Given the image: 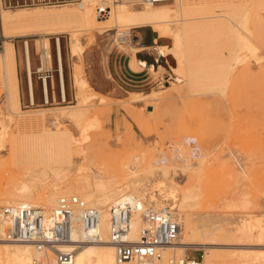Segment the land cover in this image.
<instances>
[{
  "label": "rangeland",
  "instance_id": "1",
  "mask_svg": "<svg viewBox=\"0 0 264 264\" xmlns=\"http://www.w3.org/2000/svg\"><path fill=\"white\" fill-rule=\"evenodd\" d=\"M249 1L241 2V7L246 9L247 14L244 29L240 21L232 23L225 17L219 18L222 12L213 6L199 5L191 8L188 4H180L178 0H174L172 4H163L170 9L169 24L177 31L182 24L185 25L192 36L189 45H181L180 50L184 54L182 65L177 73L171 71L173 61L171 56H166L163 60L165 68L175 76V80H170L165 68H160L153 73L157 80L154 87L132 95L124 94L122 101L113 100L115 92L109 73V60L116 54V48L134 51L131 49L133 38H141L136 32L138 29L122 28L118 31V28H114L103 32L91 29L79 30L76 34L61 32L48 35L40 34L44 31L38 30L30 33L35 34L32 39H39L35 42L37 51L46 46L45 38L52 37L49 40L51 63L47 62L46 65L53 70L56 100H51L46 105H33L29 80L27 94L25 53L23 42L18 39L24 66L21 70L22 79L18 76L20 92L23 89L32 105L27 103L19 107L16 76L14 81L9 82V98L0 84V118L7 127L5 138L14 135L18 125L27 133L34 134L43 128L47 129L51 121H56L59 125L51 127L67 130L74 139L71 145L73 163L66 169L68 174L62 178L60 174L63 172L55 170L60 175L56 176L55 171L38 167L23 154L12 156V151L6 147L0 150V197L6 191L19 192L21 183H24L31 192L28 194V201L33 207L48 210L55 205L45 200L50 197L49 191L58 187L65 191L66 181L72 177L86 176L91 180L93 172L98 175L100 173L102 182L107 186L108 178L109 182L113 181L108 187L115 190L121 187L119 184L124 179L141 181L143 186L164 179L183 190L192 183L200 165L192 155L188 156L187 162L177 159L171 155V150L183 137H190L196 140V145L205 156L197 182L200 187L199 199L204 204L199 200L198 206L191 209V214L217 215L230 220L245 215L264 221V0H261L253 14ZM80 2L81 0H1V8L9 11L46 9L77 6ZM227 2L231 6L237 3L235 0ZM180 6L187 8L185 12H180ZM98 19L105 20V17ZM216 24L223 28L224 36L216 30ZM234 33L239 36V40L244 38L242 40L249 42L256 51L254 48L251 49L253 54L245 51L247 48L243 47L242 40H234ZM19 37L22 36H13L11 44L13 38ZM56 38L59 39L62 59L66 94L64 100L61 96L59 72L57 73ZM120 39L125 40L120 43ZM155 43L161 45L158 39ZM209 43L220 48L212 51ZM75 44L79 48L72 56L70 48ZM30 46L33 90L38 96V91L42 88L35 73L38 56L31 44ZM16 47L15 43L19 75L20 56ZM235 58L241 61L233 64ZM230 64L233 66L225 71ZM78 77L86 80L84 92L77 88L75 80ZM48 86L52 89L49 82ZM75 106H82L86 117L79 125L63 117L60 118L61 125V121L57 120L59 114L69 110L61 108ZM118 107H121L125 117L119 114ZM120 118L122 119L119 120ZM160 155H166L164 161L159 160ZM228 165L233 166L231 169L234 173H239L237 181L226 176ZM80 166L82 171L80 169L79 172ZM233 192L237 193L231 198ZM97 194L99 192H95ZM64 196H73V193ZM222 198L230 199L222 201ZM225 245L218 243L214 248L223 254L227 251H234L236 254L221 256L224 264H257L256 259L264 253V248L244 247L239 242H234L231 247ZM0 248L4 249L3 246ZM199 251V254H205L204 250ZM34 260L33 257V262Z\"/></svg>",
  "mask_w": 264,
  "mask_h": 264
},
{
  "label": "bare ground",
  "instance_id": "2",
  "mask_svg": "<svg viewBox=\"0 0 264 264\" xmlns=\"http://www.w3.org/2000/svg\"><path fill=\"white\" fill-rule=\"evenodd\" d=\"M235 1L237 3L231 6L227 4V0H178L180 4H188V6H190L191 8H196L199 5L203 7L213 6L222 12L219 18L225 17L232 23L235 20L237 22L240 21L242 22V29H244V23L247 19V14L246 9L243 6L241 7V2H244L245 0ZM260 2L261 0L249 1V8L252 11V14L255 12V8L258 7ZM157 5L145 3L138 7L134 4V0H81V2L77 6L51 7L46 9L37 8L31 10L9 11L0 7V39L3 40L2 49L0 51V84L5 88L7 97L9 98L10 93L9 82H11V80L14 81L15 79V53L14 49L11 48V38L13 36H27L32 32H37L38 30L44 31L40 34L48 35L58 34L61 32L76 34V32L79 30L87 31L91 29L103 32L105 30H114V28H118V31L122 28H125L126 30H130L131 28H134L136 30L149 28L150 31L156 35V37L153 38L154 41H156L157 39L168 40L166 44L158 45L157 50L161 54V56H171L174 66L170 69L171 71L177 73L182 65V58L184 55L180 50L181 45L184 47L189 45L191 43L192 36L189 30L183 24L179 27V31L175 30L169 24V18L171 17L170 9L167 7V5ZM183 6H180L181 10L179 8L181 13L185 12V10L187 9ZM98 7L109 8V11H107L106 15L104 16L105 20L98 19L104 18L100 17L97 14L96 9ZM253 21L255 22L254 19ZM216 30L221 35H223V28L220 27L219 24H216ZM233 37L235 41L244 39L242 38L239 40V36L235 33ZM56 41V60L61 83V96L64 100L65 94L59 39L56 38ZM44 42L46 44L45 48L50 49L49 38H45ZM241 42L243 47L247 48L245 49V51L247 50L249 54H253V50L251 49H253L254 47L250 45L246 40H242ZM208 46L212 51L218 50L220 48V46H215L213 43H209ZM78 48V44H75L70 48L72 56L75 55V53L78 51ZM133 50L136 51L137 49ZM254 50L256 51L255 48ZM24 53L26 72L28 74L29 80L30 99L32 100L33 92L31 83V69L27 44L24 47ZM240 61L236 60L235 58L233 64H238ZM48 62L51 63V57H49ZM233 64H230L228 67H226L225 71L229 70L233 66ZM85 82L86 80L83 81L80 77L76 78L75 80V83L78 86L77 88L81 90V92H84V88L86 86ZM43 84L45 101L48 102L46 80ZM61 109L69 110L59 114L57 120L66 117L69 118L72 122L74 121L75 125H79L80 121H83V118L86 117V111L83 110L82 106ZM56 115L58 116V114ZM56 123V121H51L52 126H54ZM60 124L62 125V121ZM51 125H49L50 127L48 126L47 129L43 128L39 132H34V134L27 133L21 128L20 125H18L14 135L5 138L7 127L4 124L2 118H0V150L8 147L12 151V156L14 155L16 157L23 154V156L29 157L31 163L38 165V167L41 166L42 169L48 168L50 171L57 170V172H63L60 175L62 176V178H65L66 174H68L66 169H68V167H71L70 165L73 163L71 145L73 144L74 139L67 130H63L60 127V129H55L52 128ZM195 142L196 140L194 138L183 137L182 141L178 143L176 142L177 145L175 147L172 146L173 148L171 150V155L176 156L177 159L183 160L184 162H187L189 159L188 156L192 155L195 159L198 160V164L200 165L201 170V165L205 159V156L202 153L203 151L199 149L198 145H196ZM165 158L166 155H160L159 160L164 161ZM81 166L79 169L77 168L79 172ZM232 167L228 165L226 176L229 175L231 178L237 181L240 178V175L237 172L234 173L232 171ZM200 170L196 172L195 178L192 183L188 187H185V189L183 190L177 189L164 179L152 181L147 186H143L142 183H140L141 181L124 179L120 184L118 183L121 187L119 189L116 188L117 190H115V188L112 189L111 187H108L109 184H113V181L112 183L109 182L110 179L108 178V186L107 184L105 185V182H102L100 173L98 175L97 172H93L92 176H90L92 177L91 180H89L86 176L70 178V180L66 181L67 189L65 191H63L60 187L56 189L53 188L48 192V195H50V197H46L45 199L51 205L56 203L55 201L58 200L56 198L57 196L62 195L61 197H68L64 195L73 193L74 196L79 197L83 201H85L88 206L97 208L101 212V219L98 229V233L101 238L100 241L96 243H87L81 246L76 251L74 259L69 264H118L116 262L114 248L112 244L109 243L108 239L109 208L123 199L131 198L139 201L140 208L142 210H144L145 208L150 210L167 208L169 212L173 214L175 220L179 224V238L175 245L166 248L163 251V261H167L172 253L176 255L177 253H181L178 255H185L188 250H204L205 254L202 255L204 264H224L222 260L223 258L221 259V256H233L236 254V252L227 251L224 252V254L220 253V251L218 252L219 249H217L216 251V249L214 248L218 243H222L223 245L226 244L231 247L233 246L234 242H239V245H243L244 247L258 246V248H264L263 220L253 219L245 215L238 216L236 220H230L229 218L217 215L209 216L198 214L194 216L193 214H191V209L198 206L197 204L200 200V187L197 184L200 177ZM57 172L55 171V174ZM42 173H45V171H43ZM60 175H58V173L56 174V176ZM19 189V192H4L0 197V205L11 206L25 204L33 206V204L28 201L30 198L28 194L31 193L29 192V187L24 183H21V187ZM122 191L124 192L123 194L121 193ZM95 192H99V194L95 195ZM236 193L237 192H233V197H230L234 198V195ZM228 194L226 193V195ZM222 199V201H224L230 198ZM52 200H54L53 203L51 202ZM200 202L202 201L200 200ZM209 202L211 203L210 200ZM202 204L204 203L202 202ZM130 226L131 229L128 240L130 242H137L139 239L140 229L142 227V219L140 218L138 213H135L132 216ZM80 236L81 232L76 230L72 235V239L77 240ZM0 246L4 247V249L0 248V264H34L33 257L35 258V260H38L39 264H57L54 260L52 252L38 253L29 243H11L0 241ZM72 246L73 244H69L66 247L71 248ZM7 247H10V249H8ZM256 263L264 264V253L258 256V258L256 259ZM120 264L136 263L125 262Z\"/></svg>",
  "mask_w": 264,
  "mask_h": 264
},
{
  "label": "built area",
  "instance_id": "3",
  "mask_svg": "<svg viewBox=\"0 0 264 264\" xmlns=\"http://www.w3.org/2000/svg\"><path fill=\"white\" fill-rule=\"evenodd\" d=\"M172 2L174 0H134L135 5ZM107 11V7L96 9L100 17H104ZM18 39L23 38H13L12 41L16 43ZM22 42L25 47L26 40ZM1 49L0 40V51ZM37 56L38 66L35 73L43 86L45 80L52 79L53 70L46 65L51 50L42 47L37 51ZM135 213L142 219V227L138 241L130 242V222ZM100 219L99 209L88 206L85 201L74 195L59 198L48 210L25 204L2 206L0 241L29 243L38 253L52 252L57 264H69L81 246L100 241ZM76 230L81 232V236L73 240L72 235ZM179 235L180 226L167 208L142 210L139 201L133 198L123 199L109 208L108 239L114 248L118 264H204L202 254L196 250H188L185 255L173 253L167 261H163V251L175 245ZM69 244L73 246L67 248ZM33 263L36 264L37 261L34 260Z\"/></svg>",
  "mask_w": 264,
  "mask_h": 264
},
{
  "label": "crops",
  "instance_id": "4",
  "mask_svg": "<svg viewBox=\"0 0 264 264\" xmlns=\"http://www.w3.org/2000/svg\"><path fill=\"white\" fill-rule=\"evenodd\" d=\"M33 35L30 34L28 36L19 37V38H23L21 41L26 40V44L28 45L30 64H31L30 44L32 45V49L35 50V53L37 55V49H36L35 42L38 39H32ZM51 38H49V40H51ZM124 40L120 39V43H122ZM133 40L134 41L131 44V49L132 50L137 49L136 51H133V52L122 51L116 48V51H117L116 54L109 60L110 61L109 62V73H110L111 80L113 81V87H114L113 91L115 92V97L113 99L114 101H117V100L122 101L124 94L132 95V94L140 93L143 90L151 89L157 83V80H155L153 73L157 72L158 69L160 68H165V63L163 62L165 57L159 54L157 50L158 45L155 43L153 39H151V42L149 45L148 43L142 42V39L139 37H136L135 39L133 38ZM146 40H148V38H146ZM16 45H17L16 47L17 51L20 56L19 75H18V67H17V61H16L15 42L12 43L14 53H15L14 54L15 76H16L17 91H18V103H19V107H21V105H25L27 103L30 104V102H29L28 95L27 97H25L22 91L23 89H21V92H20L18 76H20V78L22 79L21 70L22 68H24V66H23V58H22V53H21L22 47L19 44V41L16 42ZM23 49H24V46H23ZM165 71H167L166 73H168L167 76L170 77V80L172 79L175 80V76L170 74V72H168L166 68H165ZM57 73H58V66H57ZM26 75H27L26 79H27V94H28V74ZM164 76H166V74ZM48 82L51 84L52 89H49ZM31 83H32V92H33V105H35L36 103L41 104V105H46V104H50L51 100H54V99L56 100L55 90L53 88V84H54L53 73H52L51 81H46L48 102L45 101V97H44V84L43 86L41 85L42 87L41 91H38L39 94L38 96H36V92H34L33 90L32 77H31ZM64 89H65V86H64ZM119 96L121 98L117 99L116 97H119ZM118 109H119V114L122 117H125V115L121 111V107H118ZM121 119L122 118H120L119 120Z\"/></svg>",
  "mask_w": 264,
  "mask_h": 264
},
{
  "label": "water",
  "instance_id": "5",
  "mask_svg": "<svg viewBox=\"0 0 264 264\" xmlns=\"http://www.w3.org/2000/svg\"><path fill=\"white\" fill-rule=\"evenodd\" d=\"M136 32H138L141 35L142 42L148 43V45L150 44L151 39L156 37V35L154 33H152L149 28H142L140 30H137ZM146 38H148V40H146ZM158 42L160 44H166L168 42V40L167 39H158ZM150 109L151 108H149V110Z\"/></svg>",
  "mask_w": 264,
  "mask_h": 264
}]
</instances>
